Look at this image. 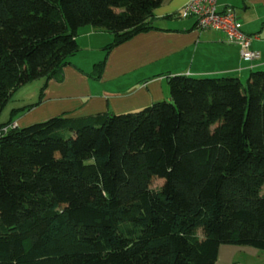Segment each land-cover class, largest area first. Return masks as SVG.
I'll return each instance as SVG.
<instances>
[{
	"label": "trees",
	"instance_id": "16d2710c",
	"mask_svg": "<svg viewBox=\"0 0 264 264\" xmlns=\"http://www.w3.org/2000/svg\"><path fill=\"white\" fill-rule=\"evenodd\" d=\"M165 0H0V113L20 86L58 80L83 27L115 47ZM135 113L0 122V264H215L264 251V70L242 82L174 76ZM161 185L154 188V182Z\"/></svg>",
	"mask_w": 264,
	"mask_h": 264
},
{
	"label": "crops",
	"instance_id": "0c3cea01",
	"mask_svg": "<svg viewBox=\"0 0 264 264\" xmlns=\"http://www.w3.org/2000/svg\"><path fill=\"white\" fill-rule=\"evenodd\" d=\"M189 1L165 0L154 9L150 29L111 50L97 80L89 75L103 60L104 48L113 37L103 30L81 28L76 42L86 57L72 56L58 80L36 81L40 90L44 86L40 102L17 116L16 126L57 116L85 119L135 113L169 100L168 80L174 76H232L241 80L251 71L264 70V0H217V10L233 9L242 32L252 38L251 49L260 55L252 64L243 62L239 48L226 44L221 33L199 31L195 19H181L178 13ZM35 89L31 87L26 106L38 100L40 94L33 96ZM257 252L247 246L222 245L215 264H248L237 256L246 258Z\"/></svg>",
	"mask_w": 264,
	"mask_h": 264
},
{
	"label": "built area",
	"instance_id": "2783aa9c",
	"mask_svg": "<svg viewBox=\"0 0 264 264\" xmlns=\"http://www.w3.org/2000/svg\"><path fill=\"white\" fill-rule=\"evenodd\" d=\"M181 19H195L199 31H217L224 36L225 43L239 48V55L245 63L259 61L260 55L251 49L252 38L242 32L240 22L233 9L217 10V0H190L179 11Z\"/></svg>",
	"mask_w": 264,
	"mask_h": 264
},
{
	"label": "rangeland",
	"instance_id": "374dc122",
	"mask_svg": "<svg viewBox=\"0 0 264 264\" xmlns=\"http://www.w3.org/2000/svg\"><path fill=\"white\" fill-rule=\"evenodd\" d=\"M85 54H86L85 50H80V48L78 47V52L75 55H80V57H86ZM246 79H247L246 76L245 77L244 76L241 77V81L244 82V83H245ZM36 81H38V80H36ZM36 81H33V82H31V83H29L27 85L25 84L23 86H20L19 88H17L12 93L8 103L4 106V108L2 109V111L0 113V122L1 123H3V122L5 123V122H7L9 120L11 110L17 109V110L23 111V109L26 108V102H29L28 99H26V97H28V96H30L32 94V93H30L31 87H32V89H35L36 87H38V83ZM37 89H35L36 95H33L34 97L40 94V88L38 87ZM22 113L23 112H20L18 114L21 115ZM24 113H26V111H24ZM16 120H17V118L15 117L14 121H16ZM14 121L12 122V126L13 127L16 126ZM22 124H24V123H22ZM32 124H35V123H32ZM32 124L22 125V127H27V126H30ZM22 127L19 126V128H22ZM153 185H154V188L159 187L161 185V182L160 181H155ZM237 258L238 259H245L246 261H248V264H264V251H259L258 250V252H257V254L255 256L253 255L251 257H246L245 258L242 255V256H237Z\"/></svg>",
	"mask_w": 264,
	"mask_h": 264
}]
</instances>
